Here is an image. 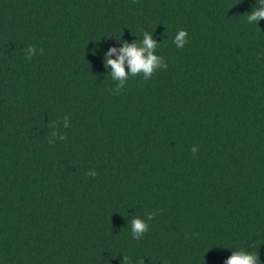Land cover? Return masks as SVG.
I'll return each mask as SVG.
<instances>
[{"label":"trees","instance_id":"trees-1","mask_svg":"<svg viewBox=\"0 0 264 264\" xmlns=\"http://www.w3.org/2000/svg\"><path fill=\"white\" fill-rule=\"evenodd\" d=\"M258 6L0 0V264H226L239 250L264 264ZM144 32L168 67L116 94L106 53ZM54 129L67 139L49 143Z\"/></svg>","mask_w":264,"mask_h":264},{"label":"clouds","instance_id":"clouds-1","mask_svg":"<svg viewBox=\"0 0 264 264\" xmlns=\"http://www.w3.org/2000/svg\"><path fill=\"white\" fill-rule=\"evenodd\" d=\"M258 7L254 8L247 16V22L249 24L257 23L261 19H264V0H258ZM187 30H180L173 40V43L177 48H184L188 43ZM157 41L153 38L152 34L144 32L142 41L127 43L124 42L123 46L119 48L112 47L106 53L107 57L106 65L110 66L111 77L114 81H119L116 84L115 93L118 94L121 89L124 88L129 76L135 77L143 74L145 80L150 79L156 70L168 67L164 58L156 53L158 48ZM41 49V53H42ZM117 58H111L113 53H117ZM36 55V48L29 45L25 51V59L30 61L33 56ZM127 65V67H126ZM64 127H69L70 123L68 117H64ZM66 140V134H62L58 129H54L50 135L49 143H54L55 139ZM198 151L197 146L192 147V153L195 155ZM88 176L95 177L97 172L90 170L87 173ZM147 220L141 217H135L131 220L132 238L139 240L146 232L149 231V221L153 220L156 213H149ZM121 264H132L131 258L124 256ZM138 264H144V260H140ZM226 264H261L260 258L256 253L248 252L244 250L234 251L228 258Z\"/></svg>","mask_w":264,"mask_h":264}]
</instances>
